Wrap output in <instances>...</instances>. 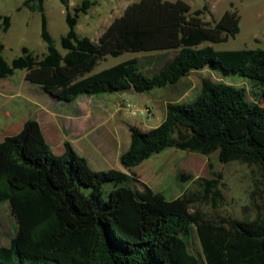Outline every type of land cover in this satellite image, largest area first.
Returning a JSON list of instances; mask_svg holds the SVG:
<instances>
[{"label":"trees","instance_id":"obj_1","mask_svg":"<svg viewBox=\"0 0 264 264\" xmlns=\"http://www.w3.org/2000/svg\"><path fill=\"white\" fill-rule=\"evenodd\" d=\"M62 1L69 25L63 37L67 53L50 31L46 0H29L24 7L42 14L48 52L40 57L25 47L11 64L0 38V79L26 70L29 82L71 101L130 90L151 93L209 69L252 80L264 97V49L213 46L239 34L238 11L208 22L203 18L208 6L194 10L186 0H139L97 42L78 31L81 15L95 2L72 7ZM0 20L9 32L12 17L0 13ZM156 51L177 55L154 76L128 62L85 79L108 57ZM131 132L132 144L121 157L125 167L169 148L215 144L221 163L238 161L260 170L264 198V106L249 102L245 88L204 79L196 99L168 105L161 125L150 130L131 126ZM108 182L116 188L107 196ZM209 200L222 203L218 180L202 178L200 191L170 200L125 171L94 170L70 142L64 155L55 154L39 121L29 119L21 132L0 142V205L10 202L20 225L11 245L0 247V264H264V214L217 222L201 209L192 211L197 202ZM196 227L205 260L191 250Z\"/></svg>","mask_w":264,"mask_h":264},{"label":"rangeland","instance_id":"obj_2","mask_svg":"<svg viewBox=\"0 0 264 264\" xmlns=\"http://www.w3.org/2000/svg\"><path fill=\"white\" fill-rule=\"evenodd\" d=\"M27 1L29 0H0V13L12 17V27L9 32H4V21L0 20V38L6 46L3 55L11 64L24 54L25 47L40 57L48 52V45L42 36V14L24 7ZM69 1L72 7H76L81 5L84 0ZM92 1L95 2V5L87 14L81 15L78 31L82 36L90 37L98 42L114 21L121 17L131 4L139 0ZM186 1L194 7V10L208 6V11L203 15L204 20L208 22L213 19L219 20L226 11H238L241 17L239 34L223 43L213 44L215 49H264V0ZM46 13L56 45L63 54H66L67 50L63 47V37L69 32L66 5L62 0H46ZM176 55V51H156L127 53L120 57L111 56L101 61L95 71L85 79L103 74L128 62H134L147 76H154ZM26 74V70H19L12 77V80L17 82L18 90L23 94H28L31 89L37 88L34 85L32 87L26 81ZM204 79L245 88L249 102H259L264 106L261 87L253 83L252 80L236 73L223 76L220 72L205 69L194 71L176 86L156 89L151 93L132 91L125 94L123 99L119 97L117 118L129 127L138 126L143 130L156 128L165 120L170 103L190 102L202 93ZM113 96L118 98L120 95ZM1 99L0 96V101ZM27 99L26 96H18L3 100L17 104L19 110H22V113L25 112L23 115L31 114L33 116L40 110V107L31 104ZM111 103L114 101L108 100L102 104L110 107ZM64 110H68L67 105H64ZM21 112L14 117L15 119L9 125L7 123L0 126V141L19 127L23 119ZM100 160L99 162L91 160L90 164L94 170L103 171L112 169V167L116 169L121 167L123 171L148 183L157 193L170 200L183 196L187 191H200L202 178L218 180L223 197L221 205H218L214 200H209L205 203L197 202L192 207V211L201 209L205 217L212 221L220 222L222 219L254 220L264 214L263 176L260 170L256 166L238 161L221 163L219 147L215 144H202L188 150L169 148L154 155L141 165L130 167H125L121 160L113 164H107L106 161H103L104 158ZM136 184L137 188H143L140 183ZM105 188L108 196L116 188V184L108 182ZM19 228V222L13 213L10 202L1 204L0 247L10 246L12 240L18 235ZM191 250L202 260H205L202 240L197 227L192 237Z\"/></svg>","mask_w":264,"mask_h":264},{"label":"crops","instance_id":"obj_3","mask_svg":"<svg viewBox=\"0 0 264 264\" xmlns=\"http://www.w3.org/2000/svg\"><path fill=\"white\" fill-rule=\"evenodd\" d=\"M26 81L37 88L23 94L12 77L0 79V126L12 123L14 117L22 111L17 104L3 99L26 96L31 104L40 107L34 117L31 114L25 116V112H21L23 119L19 127L13 128L11 135L21 132L29 119H35L41 124L47 142L59 156L67 152L68 142L81 156L87 158L89 163L91 160L99 162L104 158L103 161L107 164H113L121 160L122 155L129 150L132 144L131 127L117 118L118 100L119 97L123 99L128 92H136L135 90L115 93L120 95L118 98L113 96L115 94L83 95L65 101L50 95L41 86L29 82L27 74ZM108 100L114 103H111L110 107L103 106L102 103ZM64 105L68 106V110H64ZM118 168L122 170L121 167Z\"/></svg>","mask_w":264,"mask_h":264}]
</instances>
